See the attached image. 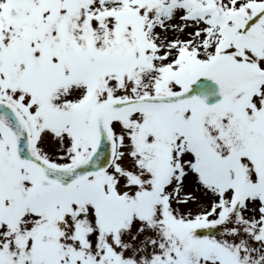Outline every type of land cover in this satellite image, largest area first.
Here are the masks:
<instances>
[{
  "label": "snow or ice",
  "instance_id": "6c2138e0",
  "mask_svg": "<svg viewBox=\"0 0 264 264\" xmlns=\"http://www.w3.org/2000/svg\"><path fill=\"white\" fill-rule=\"evenodd\" d=\"M0 264H264V0H0Z\"/></svg>",
  "mask_w": 264,
  "mask_h": 264
}]
</instances>
